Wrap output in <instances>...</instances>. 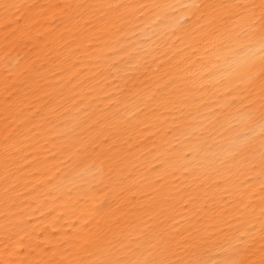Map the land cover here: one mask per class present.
<instances>
[{"label":"bare ground","instance_id":"bare-ground-1","mask_svg":"<svg viewBox=\"0 0 264 264\" xmlns=\"http://www.w3.org/2000/svg\"><path fill=\"white\" fill-rule=\"evenodd\" d=\"M0 264H264V0H0Z\"/></svg>","mask_w":264,"mask_h":264}]
</instances>
